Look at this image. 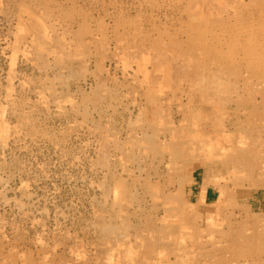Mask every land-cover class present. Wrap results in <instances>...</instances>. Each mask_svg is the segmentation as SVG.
<instances>
[{"label": "rangeland", "instance_id": "obj_1", "mask_svg": "<svg viewBox=\"0 0 264 264\" xmlns=\"http://www.w3.org/2000/svg\"><path fill=\"white\" fill-rule=\"evenodd\" d=\"M0 264H264V0H0Z\"/></svg>", "mask_w": 264, "mask_h": 264}, {"label": "bare ground", "instance_id": "obj_2", "mask_svg": "<svg viewBox=\"0 0 264 264\" xmlns=\"http://www.w3.org/2000/svg\"><path fill=\"white\" fill-rule=\"evenodd\" d=\"M217 88V87H216ZM219 94V93H218ZM241 145V144H240Z\"/></svg>", "mask_w": 264, "mask_h": 264}]
</instances>
